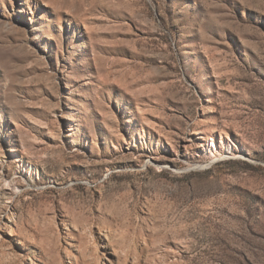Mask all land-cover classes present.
Returning <instances> with one entry per match:
<instances>
[{"label":"rangeland","instance_id":"1","mask_svg":"<svg viewBox=\"0 0 264 264\" xmlns=\"http://www.w3.org/2000/svg\"><path fill=\"white\" fill-rule=\"evenodd\" d=\"M0 264H264V0H0Z\"/></svg>","mask_w":264,"mask_h":264}]
</instances>
